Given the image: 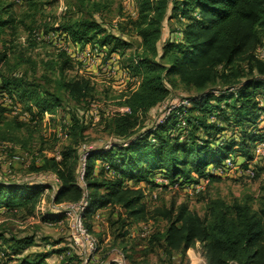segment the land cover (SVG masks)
Instances as JSON below:
<instances>
[{"label": "trees", "instance_id": "obj_1", "mask_svg": "<svg viewBox=\"0 0 264 264\" xmlns=\"http://www.w3.org/2000/svg\"><path fill=\"white\" fill-rule=\"evenodd\" d=\"M12 7L13 3L0 0V39L7 28H15ZM136 8L132 28L140 51L129 55L123 66L136 79V85L122 103L129 112L116 113L110 121L111 133L120 140L85 151L82 174L80 156L73 146L62 150L58 159L43 156L32 162L31 170L56 176L54 189L50 184L0 181V214L23 210L25 216L40 213L49 223L63 221L70 209H38L41 194L50 189L52 205H74L89 233L88 220L100 209H108L111 225H119L121 232L116 237H125L132 222L160 216L167 226L148 240L159 242L169 255H183L199 243L206 264H264V185L257 208L249 200L227 204L215 199L206 203L202 216L190 210L187 202L176 210L170 206L149 211L144 189L138 185L145 182L152 189L157 173L170 184L186 183L193 181V174L208 175L209 166L222 165L229 157L236 162L239 157L242 166L252 159L254 144L264 140V126H259L264 119V60L255 56L263 44L264 0H137ZM166 20L179 25L175 30L179 36L174 40H162ZM53 30L80 48L91 44L109 56L120 51L123 55L128 47L119 37L106 33L102 24L88 18L62 23ZM9 49L0 50V63L7 61ZM62 55L61 71L73 63L70 56ZM239 62L246 63L248 74L241 80ZM171 77L196 91L187 97L190 106L177 108L145 127L140 119L170 97ZM58 86L76 103L94 100V86L83 76L64 77ZM1 88L12 103L15 99L30 102L32 116L53 112L63 104L60 97L32 87L22 78H3ZM183 110L187 128L176 133L177 113ZM3 111L0 108V124L4 123ZM72 118L71 128L76 130L81 124ZM229 127L231 134L220 136ZM84 129L80 126L81 131ZM0 138L18 141L14 136ZM210 178L221 179L215 175ZM0 240L8 243L5 250L0 246V257L15 259V264H47L49 254H21L33 244L31 236L7 240L0 235ZM60 264L68 263L62 260Z\"/></svg>", "mask_w": 264, "mask_h": 264}, {"label": "rangeland", "instance_id": "obj_2", "mask_svg": "<svg viewBox=\"0 0 264 264\" xmlns=\"http://www.w3.org/2000/svg\"><path fill=\"white\" fill-rule=\"evenodd\" d=\"M5 2L13 3L11 12L15 28H7L0 39V50L10 48L7 52V61L0 63V91L3 78H22L26 83L32 84V87L47 90L50 94L60 97L63 104L53 112H47V115L32 116L28 110L30 102L15 99V103H10L5 97L8 93L0 92V108L4 109L2 112L4 125L0 124L3 134L0 136H14L18 140L0 138V146L3 143L11 145L7 148L1 146L4 149L0 148V181L50 184L54 188L56 182L53 174L49 172L40 174L31 170L29 166L32 162L43 156H59L67 146L75 147L81 160L86 149L109 146L113 141L120 140L111 133L110 121L117 110L123 107L125 95L136 85V79L123 66L128 62L129 55L140 51V41L132 28V22L137 16L133 13L132 3L136 8L137 0H22L20 4L14 0ZM83 18L99 22L106 33L128 43L123 55L121 51L113 53L112 56H98L94 53L92 59L76 61L73 54H77V51L71 46L69 39L53 29L62 23L75 22ZM178 26L174 21L166 20L162 40L176 39L179 36V33L175 32ZM86 46L90 47L91 44ZM258 48L264 52V32L263 44ZM67 51H71L72 56ZM61 53L70 56L73 62L72 67L62 71L59 68L62 58L64 59L63 55L60 56ZM238 65L241 68L238 79L241 80L248 75L244 69L246 63L239 62ZM73 76H83L92 83L95 89L94 100L76 103L58 86V80ZM194 93L195 90L185 88L176 77H171L170 97L140 119L142 125L151 126L159 121L166 108L173 104L177 105L180 100ZM72 116L80 122L84 130L81 131L80 126L76 130L71 128ZM5 124H10V127L7 128ZM259 126H264V119ZM231 132L229 127L220 136L226 138ZM61 133L66 136L59 135ZM22 151H27L29 156H32L29 163L12 162V154H19ZM138 185L144 189V201L149 211L157 207L164 209L170 206L176 210L180 204L187 202L190 210L202 216L206 203L215 199L227 204L249 200L253 208H257L263 194L264 156L257 160L254 178L237 175L211 181L199 199L187 200L186 196L175 194L173 191L149 189L145 182ZM153 193L157 194L156 199H152ZM52 196V190L43 191L38 205L39 211H49L53 207L68 208L71 213L76 210L72 204L62 203L53 206L50 201ZM108 213V209H100L88 220L91 224L90 235L95 241L93 250L73 244L71 236L74 218L69 215L63 221L49 223L41 218L40 213L25 216L23 210H20L15 214L13 212L9 215L0 214V235L7 240L31 236L33 244L21 254H49L46 257L47 264H60L62 260H66L68 264H206L199 243L189 248L183 255L175 252L169 255L163 251L159 242H150L137 236L140 225L143 224H149L152 233L155 234L165 230L167 221L162 217L132 222L128 230L126 229L125 237H116L121 229L117 224L111 225ZM0 246L5 250L8 243L0 240ZM61 248L67 250L62 253L53 252ZM10 256L14 257L13 254ZM70 258L72 261L68 260ZM0 264H15V259L8 261L5 256H1Z\"/></svg>", "mask_w": 264, "mask_h": 264}, {"label": "built area", "instance_id": "obj_3", "mask_svg": "<svg viewBox=\"0 0 264 264\" xmlns=\"http://www.w3.org/2000/svg\"><path fill=\"white\" fill-rule=\"evenodd\" d=\"M14 1L17 4H20L22 2V0H14ZM132 5L134 8L133 13H134V15H136L137 14V8L134 7V3H132ZM62 35H64L66 37L65 34H62ZM71 46L77 51V54L76 53L73 54V58L76 61L82 62V61H84V59H92L94 53H96L98 56L107 55L106 50L99 49L98 47H91V46L89 47V46L85 45L83 48H80L79 46L75 45L74 43H71ZM70 52L71 51H69L68 53H70ZM70 55H71V53H70ZM255 56L261 60H264L263 50L261 48H258L255 52ZM5 97H7L9 102L12 103V100L7 95H5ZM5 106H6V104H5ZM188 106H190L189 98H183L182 100H180V102L177 105L173 104V105L169 106L168 108H166L164 110L161 118H165L167 115H169L171 112H173V110H175L177 108L182 107L184 109ZM13 107H14V109H17L15 106H13ZM124 112H129V109L125 106H123L117 110V113H124ZM47 114H48L47 112L44 113V115H47ZM177 114H178L179 120H178L177 124L175 125V129H174V131L176 133L181 132L182 130L187 128L184 110H183V112H181V113L178 112ZM59 135L66 136V134H63V133H61ZM1 146L5 147V148L11 147V145L5 144V143H3ZM1 146H0V148H1ZM1 149H4V148H1ZM88 149H86L85 151H87ZM263 156H264V140H261V141H257L254 144L252 159L246 164V166H242L240 164V162H241L240 160L238 161V159H237V162H236L233 158L229 157L223 162L222 165L209 166L207 168V172H206V173H208V175H206V176L198 177L196 174H193L192 175L193 181L186 182V183L178 182V183H174V184H170V182L167 178H165L161 174L157 173L153 178V181H154V187L153 188H155L157 190L166 189L168 191H177L179 194L186 196L190 200L195 199L198 197V195H200L201 193H203L206 190V187L209 185V183L211 181V178H210L211 175H215V176L220 177V178H227V177L237 176V175H239V176L244 175L248 178H253L256 175L257 160H259ZM31 157L32 156H29V152L22 151L19 154L18 153L12 154L11 161L12 162H23L24 164H28L29 160H31L30 159ZM55 157L57 159L59 158V156H55ZM84 160H85V152H83L82 158H81V174L83 172ZM53 178H54V181L57 182V178L54 174H53ZM81 178L82 177L80 176V179ZM156 198H157V194L153 193L152 199H156ZM74 208H75V206H74ZM68 215L70 217L74 218L72 220V232L73 233L71 236V240H72L73 244H75L76 246H82L85 249L93 250L95 248V241L91 237L90 233L84 227V225L81 221L80 214H78L76 210L73 211V213H71V210H70L69 212H67V217H68ZM149 226H150L149 224L140 225V229H139L137 236L148 240L152 234V230L150 229Z\"/></svg>", "mask_w": 264, "mask_h": 264}, {"label": "crops", "instance_id": "obj_4", "mask_svg": "<svg viewBox=\"0 0 264 264\" xmlns=\"http://www.w3.org/2000/svg\"><path fill=\"white\" fill-rule=\"evenodd\" d=\"M237 159H238V161H239V160L241 161V159H240L239 157H238Z\"/></svg>", "mask_w": 264, "mask_h": 264}]
</instances>
